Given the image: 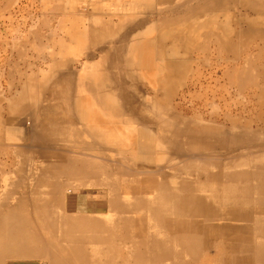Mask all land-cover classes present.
<instances>
[{"label": "bare ground", "instance_id": "bare-ground-1", "mask_svg": "<svg viewBox=\"0 0 264 264\" xmlns=\"http://www.w3.org/2000/svg\"><path fill=\"white\" fill-rule=\"evenodd\" d=\"M191 2L178 0L176 7L170 6V0L167 2L169 54L163 65L160 63L154 86L149 80L151 62H143L140 52L133 60L129 58L130 62L122 61L133 71L135 80L147 82L153 90L157 84L163 85V90L168 89L162 97L137 102L141 97L133 91V85L131 93L111 90V93L72 94L70 90L68 94H59L56 90V94V83L60 90L72 87L70 81L63 84L57 77L53 87L48 82L34 84L36 91L28 94L39 112L32 121L33 143L7 150L18 157L21 168L28 163V169H20L26 172H18L14 185H0V264H264V242L258 241L264 239V174L234 171L232 166H227L223 174L208 169L218 165L213 153L217 147L227 156L240 150L242 154L237 160L245 157L248 149L240 144L230 141L227 143L230 149L226 147L227 125L233 119L223 112L222 124H215V114L208 118L210 121L201 123L181 117L171 105L181 89L190 87V82L186 86L187 80L194 78L193 74L200 70L196 68L203 63V57H193L192 49L209 52L203 41L214 43L212 54L221 66L226 65L227 55L234 54L236 60L241 58L236 37L264 42V0H238L239 7L247 11L243 22L248 28H241L242 31L233 28L240 18L227 14L233 9L232 0H202L198 7H192ZM218 11L227 14L223 18L226 22L218 23L214 16ZM205 12L213 14L203 17ZM217 52L222 57L216 56ZM244 66L238 70L245 72ZM96 82L103 85L104 78L95 79V83L92 78L86 80L89 88H94ZM72 108L79 110L76 121L66 113ZM136 112L142 114V122H136ZM109 124L111 129L107 127ZM6 129L7 139L14 140L15 134L9 132L13 128L6 125ZM136 131L144 140L136 137ZM185 172L195 180L181 181ZM190 185H198V194L190 191ZM236 185H243L239 194ZM205 186L208 188L203 189ZM183 188L185 195L180 199L178 192ZM199 188L202 192L211 189L212 197L199 192ZM80 189L90 192L96 206L81 207L84 194ZM219 190L222 196L217 194ZM253 192L257 195L254 199ZM74 193L79 194L75 204L71 197ZM194 215L208 219L191 220ZM202 234L208 235L207 242L201 241ZM212 251L215 255L210 256ZM182 255L191 257L190 261H185Z\"/></svg>", "mask_w": 264, "mask_h": 264}, {"label": "crops", "instance_id": "crops-1", "mask_svg": "<svg viewBox=\"0 0 264 264\" xmlns=\"http://www.w3.org/2000/svg\"><path fill=\"white\" fill-rule=\"evenodd\" d=\"M78 2L80 4H78ZM167 2L168 0H127V1L126 0H50V1L37 0L38 17L36 22H33L32 24L26 23L24 25V34L21 38L17 39L16 41V45H17L16 55L7 57L9 64L8 75L10 78L13 79V81L10 83L9 88H7L8 96L6 100L5 99L1 100L2 102L4 101L3 103L1 102V105H2V111L3 110H5L6 112L9 111L7 114L9 128L13 127L15 129L16 144H17L15 145V147H18L20 149L22 147L23 148L27 147L33 143L34 126L32 124V121L34 120V118L38 117L39 112L36 109L34 101H32L29 95L36 91L34 88L35 83L48 82L47 85L53 87L55 86V82H57L56 80L57 78L58 80L60 79L61 83L63 84L68 83L70 81V85L72 87L71 88L66 87L61 90L58 88L56 83L55 92L57 90L59 94L60 93L68 94L72 91H73L72 94H86L92 92L111 93L110 92L111 90L112 91L114 90L113 91L114 93L116 92L115 90H117V92L118 93L120 92L119 94H121V93H131L133 91L134 92L137 91V93H139L140 94L139 96L141 97V99H139V97L136 99L137 102L140 101L144 102V99L145 100L148 99L152 101L155 98L162 97L163 93H167L168 89L163 90L161 88L163 87V85L159 87L157 84L155 86L156 89L153 90V88H150L152 86L148 85L147 82L144 83L139 80H135V78H132L133 71H130L128 66L124 64L125 62H130L131 60H133L140 52L143 58V62L144 60H148L149 62H151L149 65L150 68L148 70H149V74L152 75V77L149 80L151 81L150 83L154 86V82L158 77V71L161 66L160 63H162L163 59H168V54H169V41L167 36L169 11H168ZM88 15L91 17V19ZM86 19L89 22H87ZM154 20L156 21L153 22ZM114 23L116 25H114ZM68 24L70 25L67 26ZM82 26L83 28H81ZM144 27L147 28L145 29ZM141 30H143L142 33L140 32ZM115 31L118 32L115 33ZM137 32L139 34H136ZM125 33H128L127 36ZM57 37L59 39H57ZM75 37L77 39H75ZM68 38L70 40H68ZM107 38L109 40H107ZM76 40L78 42H76ZM152 40L155 43H153ZM116 41H118L119 44L116 45V43H118ZM150 42H152V44ZM83 43H84V47H83ZM123 44H125V46ZM116 48L117 49L119 48L118 52L116 51L117 50ZM127 49L128 52L126 51ZM82 51L84 52L86 51V52L83 53ZM64 54L66 55V57ZM122 55H124V57ZM61 58H63V60H61ZM109 58L112 59L113 63ZM129 58L131 60H129ZM142 67L144 73L143 64ZM62 74L64 75V77L62 76ZM100 77L104 78L103 85H97L96 82L94 88L93 87L89 88V86L86 84V80H88L89 78H92L93 83H95V79L97 81V78ZM70 78L71 80H69ZM154 78L155 80L153 81ZM53 81H54V85H53ZM113 84L114 86H112ZM132 85L133 87H135L133 91L131 89ZM117 88L119 89V91ZM184 90L185 89L181 90V92ZM57 92L56 94H58ZM12 95L14 96V98ZM21 97L23 98V100ZM20 100L24 102H21ZM144 103L142 105H144ZM32 104L34 107H32ZM139 105L141 108L142 105L141 104ZM66 111H68L66 113L70 117L74 118L75 121L77 120L76 117L79 110L72 108ZM160 114L163 113L161 112ZM135 116L136 118H138V120L136 119V122L139 123L142 120V114L136 112L134 117ZM109 117L111 116L108 115V118ZM3 118H5L4 115ZM107 127L111 129L110 124L107 125ZM141 136L142 135H139L138 132L136 131V137L139 138L140 140L141 139L144 140V137ZM36 143L37 142H35L33 145H36ZM10 155L13 156L12 151ZM16 158L18 157L16 156ZM156 158H158V156ZM27 166H29L28 163L27 165L23 164L22 168L23 167L27 168Z\"/></svg>", "mask_w": 264, "mask_h": 264}, {"label": "rangeland", "instance_id": "rangeland-1", "mask_svg": "<svg viewBox=\"0 0 264 264\" xmlns=\"http://www.w3.org/2000/svg\"><path fill=\"white\" fill-rule=\"evenodd\" d=\"M177 1L178 0H170V6L174 5V7H176L178 5H176ZM188 1L193 2H191L192 7H198L202 0ZM241 1L243 2L244 0H239V2ZM232 4L233 9L231 13L227 12V14H232V18L235 17V19L236 17L240 18H237L238 21L233 24V28L237 29L238 31H242L241 28L247 29V25L243 22L244 18L247 16V11L239 7L238 0H232ZM199 13H201V11L197 14L199 15ZM216 13L217 14L214 16L216 17L218 23L220 21L222 23L226 22V19L223 18H226L225 15L227 14L221 13L219 11ZM212 14V12H209V14L208 12H205L203 17ZM37 17V0H0V100H6L8 96L7 88H9L10 83L13 81V79L8 75L9 64L7 57L16 55V41L23 36L24 25L26 23L32 24L33 22H36ZM240 38L236 37L234 40L236 41L235 44H237L239 47L237 49L241 52V58L236 60L237 58L234 54L227 55L226 58L228 61L226 65L223 63L222 66L221 64H218V61H216L214 58L215 56L212 54V52L215 50L214 43L203 41L202 45L208 46V53L202 48H200L199 51H196L195 48L192 49L193 57H203V63L201 62L200 66L197 68L194 66L196 69L200 70H198L196 73L193 72L194 78L192 77L190 80H187L186 86L190 82V87H184L185 90L182 92L181 89L176 94V96H174L175 98L171 101V105H173L176 114L193 121L195 119L200 120L201 123L210 121L209 119L215 114V119H217L215 124H222L221 121L223 120V115L220 114L223 112L228 113L229 117L234 120H232V122L230 121L227 125V129L229 128V131L226 129L228 132L226 147L228 150L230 149L228 148L227 143L231 141L232 144H240L239 146L248 149V151L245 152L246 154L243 153L245 154V157H243L244 160L243 158L241 161L237 160V157H239L238 155L242 154L240 150H234L235 152L232 153V155L230 154L227 156L219 149L220 147H217L213 153L214 156H216L215 159H217L218 165L216 167H209L208 169L210 171L223 174L227 166H232V170L234 171H250L252 173L260 172L264 174V121H261V118L264 117V42L259 39L253 40L252 38H248L247 41V38ZM258 54L260 56H258ZM220 55L222 57V54H218L217 52L216 56L220 57ZM242 64H245V72H240V70H238V67ZM192 86L194 89H192ZM182 97L186 98V100L183 101ZM1 102L2 101H0V122L2 121V124H0V137H3V135L5 136L3 140H0V143L2 144H0V185H14L13 181L17 178V174L22 168L19 166L15 155L12 156L10 155L11 152L7 151L10 149V147H15L16 133L15 129L12 127L13 129L9 132L15 134L14 140L7 139L8 131L6 129V125H8V117L7 112L3 110V113L2 111ZM3 115L5 118H3ZM3 124L5 125L4 127L1 126ZM247 124H249L251 128ZM240 128L243 130H236ZM252 148L254 149L253 151L251 150ZM229 158H232L231 163L228 162ZM232 170L229 169V171ZM20 172L25 174L26 169H23ZM181 175V181L185 180L187 182H192L195 180V177L190 173L185 172ZM253 182H255V180H253ZM197 186L198 185H190V191H192L194 195H196V193L198 194ZM236 186L238 188L237 193L239 194V189L243 185ZM250 186L255 187L256 185ZM206 188H208V186H205L203 189ZM183 191L184 188L178 192V198H184L185 193ZM202 191V188H199V192ZM80 192L81 194H84V198L82 200L84 203L81 206L82 208L86 209L90 204L96 206V199L89 195L90 192L87 189H80ZM202 193L205 196L210 195V198L212 197L211 195H213L211 189H208L207 192ZM217 194L222 196V191L219 190ZM78 195V193H74L72 196L69 195V197L71 196L73 198L72 203L75 204L79 201ZM256 196V192H253V199L256 198ZM146 217L149 216L146 215ZM205 218L206 216L197 217L196 215L190 217L191 220L201 222H205ZM216 224H219V222H216ZM234 224L243 225L244 223ZM200 237L202 238V242L208 241V235L202 234ZM258 241L264 242V239L259 238ZM179 249L181 250V248ZM213 255H215V253L212 251L210 256ZM182 256L187 262H189L191 259L189 256H186L187 258H185V255Z\"/></svg>", "mask_w": 264, "mask_h": 264}]
</instances>
